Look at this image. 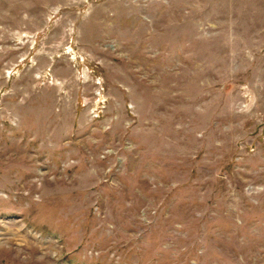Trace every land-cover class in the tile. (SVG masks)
I'll return each mask as SVG.
<instances>
[{
  "label": "rangeland",
  "instance_id": "obj_1",
  "mask_svg": "<svg viewBox=\"0 0 264 264\" xmlns=\"http://www.w3.org/2000/svg\"><path fill=\"white\" fill-rule=\"evenodd\" d=\"M0 264H264V0H0Z\"/></svg>",
  "mask_w": 264,
  "mask_h": 264
},
{
  "label": "built area",
  "instance_id": "obj_2",
  "mask_svg": "<svg viewBox=\"0 0 264 264\" xmlns=\"http://www.w3.org/2000/svg\"><path fill=\"white\" fill-rule=\"evenodd\" d=\"M95 84L97 85L96 86L97 89L94 91L95 92L94 103L95 104L97 103L96 105H99L100 103L103 104V102H105V99L103 98L104 96L102 95L103 88L101 86V82L96 80ZM99 108H101V106L100 107L98 106V107L94 108L93 110H91V113L93 114L94 117H99V115H100L99 112L102 110V109L99 110Z\"/></svg>",
  "mask_w": 264,
  "mask_h": 264
}]
</instances>
